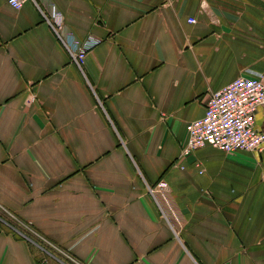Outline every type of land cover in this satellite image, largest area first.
Returning a JSON list of instances; mask_svg holds the SVG:
<instances>
[{"label":"crops","instance_id":"1","mask_svg":"<svg viewBox=\"0 0 264 264\" xmlns=\"http://www.w3.org/2000/svg\"><path fill=\"white\" fill-rule=\"evenodd\" d=\"M240 77L264 0H0V264H264V153L181 155Z\"/></svg>","mask_w":264,"mask_h":264},{"label":"built area","instance_id":"2","mask_svg":"<svg viewBox=\"0 0 264 264\" xmlns=\"http://www.w3.org/2000/svg\"><path fill=\"white\" fill-rule=\"evenodd\" d=\"M22 2L8 0L9 5L15 9H19ZM188 21L194 23L192 19ZM48 22L68 51L70 61L81 70L86 54L94 43H81L71 34L61 36L62 26L51 19ZM262 106L264 81L260 77H240L211 93L206 100L203 117L186 125V139L181 155L185 156L206 145L226 154L264 153V131L258 130L255 124L256 114ZM158 187L165 189L166 184L160 182ZM148 190L153 196L154 190Z\"/></svg>","mask_w":264,"mask_h":264}]
</instances>
